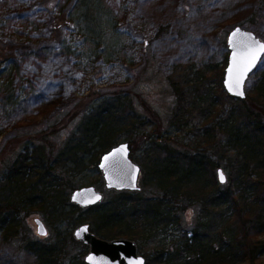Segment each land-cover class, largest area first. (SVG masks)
<instances>
[{"label": "rangeland", "instance_id": "obj_1", "mask_svg": "<svg viewBox=\"0 0 264 264\" xmlns=\"http://www.w3.org/2000/svg\"><path fill=\"white\" fill-rule=\"evenodd\" d=\"M93 9L100 19L96 29L98 33L85 35L88 26L84 23L77 25L75 18L83 15L89 18L92 13H85L74 0H0V64L6 69L1 78L8 73L5 64H10L13 70L10 78L17 92L7 118L0 117V147L7 142L3 148L10 149L13 140H17L18 147L29 144L30 149L54 145V142L63 144L80 125V115L83 114L65 123L60 133L55 135L52 124H64L68 119L63 117L68 112L87 109V113L106 104L119 115V112L127 113L131 105L135 115L157 117L161 125L157 131L149 125L133 137L130 136L128 120L125 123L120 117L118 122L115 121L119 130L116 131L114 146L126 142V138H135L130 147L133 160L141 168L139 189L124 196L141 198L138 204L141 210L145 200L156 201L162 196L151 173L157 175L161 182H167L170 181L168 176L177 172L175 184L196 179L202 181L204 177L203 168L183 166L164 159L166 150L173 154L185 151L183 141L177 145L181 132H175L170 125L177 98L168 82V75L177 64L187 62L195 68L208 63L220 65L228 56V32L260 12L264 14V0H100ZM107 19L112 20L110 25ZM255 25L258 37L264 41V17ZM64 44L74 45L75 55L65 54ZM262 60L264 54L259 63ZM0 87L10 89L8 79ZM16 122L19 124L15 131L13 125ZM46 131L50 137L45 135ZM40 135H45L47 141H37ZM225 139L223 135L222 146ZM202 155L210 165L205 173L209 179L208 191L219 189L217 168H222L227 179L229 177L225 162L215 148L204 151ZM156 161L158 164H152ZM2 170L3 163L0 164V178ZM225 184L226 181L220 185ZM86 185L102 191L103 201L115 194L104 189L100 170L88 161L84 170L72 178L74 188ZM245 196L248 202L255 201L252 193ZM184 204L182 209H176L173 204L170 206L172 212L177 213V221L162 227L163 231L157 230L155 238L162 242V246L157 248L168 246L171 250V244L182 236L183 231H193L202 208L197 203L189 205L188 200H184ZM166 208L168 205L163 207ZM233 213L231 208L228 214L232 216ZM16 218L24 229L13 237L4 238L0 228V264H35L34 258L25 250L27 243L46 246L55 242L56 232L65 236L69 231L65 225L52 224L50 218L46 219L45 214L39 211L21 212ZM35 218H40L46 226V237L37 234ZM204 220H211L210 214H206ZM75 228L70 230L71 235ZM142 233L140 242L133 241L139 254L148 253L152 258L157 245L150 244L148 235ZM190 236L188 233L187 237ZM259 239L264 240V234ZM260 259L264 261V255Z\"/></svg>", "mask_w": 264, "mask_h": 264}, {"label": "trees", "instance_id": "obj_2", "mask_svg": "<svg viewBox=\"0 0 264 264\" xmlns=\"http://www.w3.org/2000/svg\"><path fill=\"white\" fill-rule=\"evenodd\" d=\"M74 1L85 13H92L89 18L86 15L78 16L75 22L88 26L85 35H96L100 19L93 8L100 0ZM263 17L264 14L260 12L239 24L257 35L255 23H260ZM107 20L110 25L112 20ZM73 47L64 44V53L75 55ZM227 60L225 56L220 65L208 63L198 68L190 62L177 64L167 77L177 98L170 125L175 132H181L177 145L183 141L185 151L173 154L166 150L164 159H171L183 166L203 168L202 181L196 179L175 184L177 172H173L168 176L170 181L161 182L157 175L151 173L162 196L156 201L145 200L141 210L138 206L141 198L128 199L124 194L130 191L114 190H107L115 193L107 201L102 200L85 210L79 208L69 201V193L75 189L72 178L84 170L87 161L96 166L100 155L115 145L116 131L119 130L115 124L120 117L124 118L125 123L128 120L130 136L133 137L149 125L155 127L153 131H157L161 125L157 117L135 115L134 108L129 104L128 112H119V115L114 114V108L106 104L87 113V109L73 110L63 117L64 120L68 119L64 124H52V132L58 135L65 123L83 113L80 115V125L63 144L54 142V145L31 149L29 144H24L17 151V140H13L7 156L0 154V164L3 163L0 228L4 238L13 237L24 229L16 218L21 212L39 211L45 214L46 219L49 217L52 224L65 225L69 231L65 236L56 232L55 242L46 246L27 243L25 250L34 258L35 264H85L82 257L88 248L75 241L70 232L82 223L89 224L94 234L106 240L123 237L138 243L143 237L142 232L146 233L150 244L157 246L152 258L145 253L144 264H239L242 261L264 264L260 259L264 255V240L259 239L264 234V61L248 77L245 97L239 99L227 94L223 88L222 77ZM5 65L8 73L1 78L6 69L0 64V84L8 79L10 89L0 87L2 119L7 118L9 106L17 97L10 78L12 67ZM45 135L50 137L48 131ZM223 135L226 139L222 146ZM44 136L40 135L36 140L46 142ZM133 137L126 138L129 147L134 143ZM213 148L224 160L229 177L227 179L226 175L225 186L219 184V189L208 191L209 179L205 173L210 165H207L209 161L202 153ZM130 149L132 158L133 149ZM251 193L255 196L253 203L248 202L245 196ZM184 200H188L189 205L197 203L202 208L193 231H183L182 236L171 244V250L168 246L157 248L162 246V242H157L155 238L157 230L163 231L165 226L177 221V213L172 212L170 206L173 204L176 209H182ZM165 205L168 208L163 209ZM231 208L234 212L232 216L228 214ZM206 214H210L211 220H204ZM188 233H191L190 237H187ZM65 260L68 262L65 263Z\"/></svg>", "mask_w": 264, "mask_h": 264}, {"label": "water", "instance_id": "obj_3", "mask_svg": "<svg viewBox=\"0 0 264 264\" xmlns=\"http://www.w3.org/2000/svg\"><path fill=\"white\" fill-rule=\"evenodd\" d=\"M239 29V31H236ZM233 33H235L233 35ZM226 47L228 49V60L223 74V88L227 94L242 99L245 97V85L248 77L257 68L261 61L264 48H260V44L264 41L260 39L253 31L247 30L241 26H236L228 32ZM259 43H255V42ZM227 81V84H226ZM230 88L242 90L243 95H235ZM107 157V159H105ZM98 170L102 173L104 188L114 191H138L139 174L141 168L132 158H130V147L128 143L122 142L111 147L105 153L101 154L97 164ZM223 174L224 181L221 182L220 174ZM218 182L224 184L226 175L222 169H217ZM134 185V186H133ZM70 203L77 205L81 209L95 206L103 200V192L96 189L93 185L76 187L70 192ZM99 197V199H97ZM37 221L39 223H37ZM34 222L38 229L43 226V231L47 233V228L39 218H35ZM81 229H85L79 236L77 235ZM75 241L88 247L87 253L84 255L85 264H129V262L142 261L145 263V257L138 253L137 244L133 240L123 237L112 238L110 240L98 237L89 229V224L82 223L78 225L72 232ZM89 257H93L89 260Z\"/></svg>", "mask_w": 264, "mask_h": 264}, {"label": "snow or ice", "instance_id": "obj_4", "mask_svg": "<svg viewBox=\"0 0 264 264\" xmlns=\"http://www.w3.org/2000/svg\"><path fill=\"white\" fill-rule=\"evenodd\" d=\"M236 31H239V29H237ZM234 34L235 33H233V35ZM255 43H259V42L257 41ZM259 47L260 48H264V44H260ZM226 84H227V81H226ZM229 90L232 91L233 94H235V95H240V96L243 95V91L242 90H237L235 88H230ZM105 159H107V157H105ZM220 180H221V182L224 181V176H223L222 173L220 174ZM97 199H99V197H97ZM37 223H39V222L37 221ZM84 230L85 229H81L80 232L77 233V235L79 236ZM38 231L40 232V234L46 235V232L43 231V226L42 225L40 226V228L38 229ZM92 259H93V257H89V260H92ZM104 264H107V262L105 261ZM129 264H143V262L142 261H135V262H129Z\"/></svg>", "mask_w": 264, "mask_h": 264}, {"label": "flooded vegetation", "instance_id": "obj_5", "mask_svg": "<svg viewBox=\"0 0 264 264\" xmlns=\"http://www.w3.org/2000/svg\"><path fill=\"white\" fill-rule=\"evenodd\" d=\"M17 93V92H16ZM18 95V94H17ZM20 122V121H19ZM19 122H16V124H14L13 125V129L16 131V129H17V125L19 124ZM11 127V126H10ZM17 135V134H16ZM21 137V136H20ZM16 138V137H15ZM7 143V142H6ZM5 143V144H6ZM5 144L3 145V147L5 146ZM3 147H0V154H2L3 156H7V154H8V151H9V149H6V148H3ZM20 148H22L21 146L20 147H17V149H20ZM133 159V158H132ZM135 162V161H134ZM96 188V187H95ZM135 192V191H134ZM103 195H104V193H103ZM80 208V207H79ZM83 210H85V209H83ZM40 219V218H39ZM41 220V219H40ZM42 221V220H41ZM44 224V223H43ZM89 229H90V225H89ZM91 231V230H90ZM47 234V233H46ZM42 237V236H41ZM43 237H46V236H43ZM146 260V259H145Z\"/></svg>", "mask_w": 264, "mask_h": 264}]
</instances>
